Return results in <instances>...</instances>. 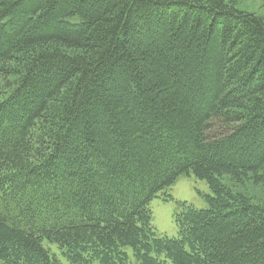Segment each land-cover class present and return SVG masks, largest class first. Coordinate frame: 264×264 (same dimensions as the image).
<instances>
[{
	"label": "trees",
	"instance_id": "obj_1",
	"mask_svg": "<svg viewBox=\"0 0 264 264\" xmlns=\"http://www.w3.org/2000/svg\"><path fill=\"white\" fill-rule=\"evenodd\" d=\"M223 126L209 134L214 123ZM178 236L151 201L183 174ZM264 18L224 0H0V264H264ZM170 195L166 197L168 200Z\"/></svg>",
	"mask_w": 264,
	"mask_h": 264
},
{
	"label": "rangeland",
	"instance_id": "obj_2",
	"mask_svg": "<svg viewBox=\"0 0 264 264\" xmlns=\"http://www.w3.org/2000/svg\"><path fill=\"white\" fill-rule=\"evenodd\" d=\"M227 3L235 5L238 9L244 10L264 18V0H224ZM223 126L215 122L209 134H218L223 131ZM226 184L232 186L233 190L241 192L254 202H264V187L255 186L251 182L243 185H233L228 177H224ZM170 195L167 200L166 197ZM213 195L212 189L208 182L204 179L196 177L193 173L183 174L169 189L151 201L150 208L152 210V223L160 235L169 237L178 236V227L176 224V214L180 210L179 204L186 202L198 209L208 208V196ZM44 246L55 254L61 264H75L70 262L61 252L57 243L44 240ZM131 262L139 264L135 259L132 248L127 247ZM95 264H99L95 262Z\"/></svg>",
	"mask_w": 264,
	"mask_h": 264
}]
</instances>
